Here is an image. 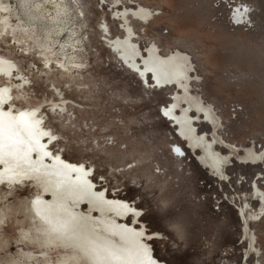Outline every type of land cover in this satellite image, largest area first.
Segmentation results:
<instances>
[{"label": "rangeland", "instance_id": "1", "mask_svg": "<svg viewBox=\"0 0 264 264\" xmlns=\"http://www.w3.org/2000/svg\"><path fill=\"white\" fill-rule=\"evenodd\" d=\"M0 57L1 106L183 264H264V0H0Z\"/></svg>", "mask_w": 264, "mask_h": 264}, {"label": "water", "instance_id": "2", "mask_svg": "<svg viewBox=\"0 0 264 264\" xmlns=\"http://www.w3.org/2000/svg\"><path fill=\"white\" fill-rule=\"evenodd\" d=\"M0 264L183 263L0 105Z\"/></svg>", "mask_w": 264, "mask_h": 264}, {"label": "bare ground", "instance_id": "3", "mask_svg": "<svg viewBox=\"0 0 264 264\" xmlns=\"http://www.w3.org/2000/svg\"><path fill=\"white\" fill-rule=\"evenodd\" d=\"M243 10H244L243 8H240L239 10H237V12L234 15V18L238 21L237 22V25H240L242 23L241 21L243 20V17L246 14L245 11L243 12ZM59 11H61V10H59ZM61 31L62 30H60L59 32H61ZM0 74L5 75L7 77H15V74H16V67H15V65L11 61L6 60V59L0 57ZM0 105H1V102H0ZM17 120L20 121L33 134H35L40 140L43 141L42 135L39 134V132L37 131V126L33 123V121L30 119L29 116L24 115V116H21L20 118H17ZM70 166L73 167L78 173H80L86 179V175L83 174V172H82V170L80 168H77V167L72 166V165H70Z\"/></svg>", "mask_w": 264, "mask_h": 264}]
</instances>
